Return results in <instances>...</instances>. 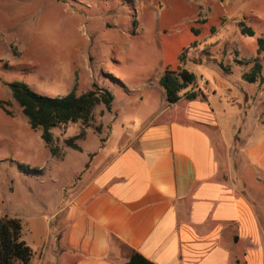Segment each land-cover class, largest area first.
<instances>
[{
    "label": "crops",
    "instance_id": "crops-1",
    "mask_svg": "<svg viewBox=\"0 0 264 264\" xmlns=\"http://www.w3.org/2000/svg\"><path fill=\"white\" fill-rule=\"evenodd\" d=\"M251 2L197 0L176 8L196 35L193 46H204L175 68L194 73L200 89L190 85L169 103L160 82L164 72L144 81L143 93L158 92L160 99L151 94L139 108L130 120L138 129L121 147L106 152L102 136L93 134V140H77L80 150L56 155L45 141L36 151L40 164L23 162L29 173L39 170L35 179L45 185L40 210L10 215L21 220L22 239L34 253L30 264H127L134 252L155 264H264V84L246 81L238 62L255 54L240 51L242 24L255 32L254 22L264 21V0L248 8ZM77 61L70 58L65 95L101 85L90 60L82 71ZM189 91L197 96L188 97ZM251 108L262 119L255 136L247 127ZM33 130L42 136L41 128ZM86 146L89 158L83 160L78 153ZM77 162L82 167L70 172ZM66 182L67 195L61 193ZM29 188L24 184L25 192ZM51 203L56 208L48 211Z\"/></svg>",
    "mask_w": 264,
    "mask_h": 264
},
{
    "label": "rangeland",
    "instance_id": "rangeland-1",
    "mask_svg": "<svg viewBox=\"0 0 264 264\" xmlns=\"http://www.w3.org/2000/svg\"><path fill=\"white\" fill-rule=\"evenodd\" d=\"M185 1L197 3V0H0V99L9 100L14 112L10 115L0 106V216L22 210L37 212L41 209L38 194L45 186L35 179L39 170L31 174L21 167L23 162L40 164L43 156L36 151L42 149L45 140L40 132L31 129L9 83L23 81L40 94L59 97L67 93L69 74L73 71L70 58H77L79 71L89 59L99 86L105 83L116 96L113 102L116 116L111 119L112 111L100 103L88 125L78 121L54 128L55 144L62 153L70 147L66 139L84 132L83 137L91 135L92 140L93 134L102 136L99 145L106 152L113 151L137 131L139 125L130 124V120L137 119L139 108L147 104L151 94L156 101L160 99L158 92L143 93L144 81L170 67L179 70L175 67L180 60L204 46H193L196 35L182 18L180 9H176ZM260 1L252 0L247 7L259 5ZM254 28L255 35H245L239 47L240 51L244 48V52L255 54L238 62L245 74L256 63L262 65L264 77V52H256L258 38L264 36V21L254 22ZM200 70L206 73L205 68ZM58 72L61 78L53 77ZM258 80L264 84V79ZM82 88L80 85L79 93ZM259 93L258 89L252 91L256 97ZM251 109L247 127H254L255 136L262 129L256 124L261 118L259 109ZM89 149L86 146L83 153H78L83 160L89 158ZM73 166L70 172L82 167L78 162ZM26 183L30 185V193L24 190ZM65 187L61 193L67 195L71 185L66 182ZM55 208L54 203L47 206L48 211ZM52 235L48 238L52 239Z\"/></svg>",
    "mask_w": 264,
    "mask_h": 264
},
{
    "label": "trees",
    "instance_id": "trees-1",
    "mask_svg": "<svg viewBox=\"0 0 264 264\" xmlns=\"http://www.w3.org/2000/svg\"><path fill=\"white\" fill-rule=\"evenodd\" d=\"M242 33L255 35L254 30L242 24ZM258 52H264V36L258 38ZM262 65L256 63L253 70L245 74L246 80L255 82L264 79L261 76ZM166 89L169 103H175L182 97V91L196 83V76L187 69L179 70L168 68L160 79ZM12 95L21 105L22 111L30 120L33 129L41 128L42 137L50 146L53 154L59 153L55 144L53 129L82 121L88 125L94 115L95 107L104 103L108 111H112L115 95L108 88L99 86L96 82L92 88L80 95L75 91L63 96L52 97L34 91L26 82L15 80L9 83ZM186 95L190 98L197 96V92L189 91ZM0 106L10 115H14L9 100L0 99ZM84 132L70 137L65 143L77 150L81 147L77 143ZM21 167L26 168L21 164ZM33 250L22 239V223L20 218L8 214L0 216V264H30ZM127 264H155L142 254L134 252Z\"/></svg>",
    "mask_w": 264,
    "mask_h": 264
},
{
    "label": "built area",
    "instance_id": "built-area-1",
    "mask_svg": "<svg viewBox=\"0 0 264 264\" xmlns=\"http://www.w3.org/2000/svg\"><path fill=\"white\" fill-rule=\"evenodd\" d=\"M200 81H201L202 84H206L207 83V80L204 77L200 78ZM193 88L200 89V87L198 86V84H194L193 85Z\"/></svg>",
    "mask_w": 264,
    "mask_h": 264
}]
</instances>
